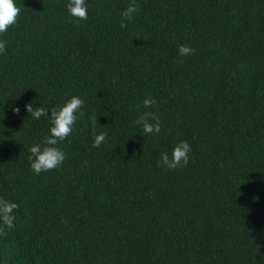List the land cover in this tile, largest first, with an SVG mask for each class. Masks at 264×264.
<instances>
[{"label": "trees", "instance_id": "1", "mask_svg": "<svg viewBox=\"0 0 264 264\" xmlns=\"http://www.w3.org/2000/svg\"><path fill=\"white\" fill-rule=\"evenodd\" d=\"M68 2L15 0L0 34V197L19 205L0 264H264V0H135L127 28L131 0H86V21ZM73 95L84 115L56 145L66 158L36 175L49 116L25 105ZM180 141L187 166H158Z\"/></svg>", "mask_w": 264, "mask_h": 264}, {"label": "clouds", "instance_id": "2", "mask_svg": "<svg viewBox=\"0 0 264 264\" xmlns=\"http://www.w3.org/2000/svg\"><path fill=\"white\" fill-rule=\"evenodd\" d=\"M67 11L72 18L79 21H86L88 19L86 0H69L66 5ZM21 9L16 6L15 0H0V34L5 33L10 27L16 24ZM139 11V7L135 0H131L129 5L121 13L122 19L120 21L121 28H127L128 23L134 19V13ZM71 22V21H66ZM6 51V41L0 40V54ZM194 53V49L181 45L178 48L180 56H187ZM182 62V61H181ZM157 101L154 98H145L143 106L145 108H152ZM84 101L76 95L71 96L62 105L51 108L50 112L43 107H33L32 103L25 105L28 114L33 118L39 120L40 117L48 115L50 128L47 134L42 138V143L34 144L30 148V156L28 157L31 170L34 174L39 175L42 172L50 171L59 168L64 160L65 153L56 145L67 139L73 131V126L76 121L84 115L82 108ZM18 107L13 109L14 113H19ZM93 123V147H100L105 142L106 133H95V125L97 117H92ZM138 123H142L143 132L145 134H159L161 132L160 117L154 112H146L140 117ZM191 147L188 142L180 141L173 146L171 155L168 153H161L158 161V166L166 167L170 170L186 167L189 161L188 154ZM19 205L15 202L8 201L0 197V236H6L5 229H12L15 227L14 210H17Z\"/></svg>", "mask_w": 264, "mask_h": 264}]
</instances>
